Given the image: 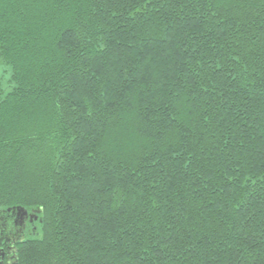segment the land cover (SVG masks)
Listing matches in <instances>:
<instances>
[{"label": "trees", "instance_id": "16d2710c", "mask_svg": "<svg viewBox=\"0 0 264 264\" xmlns=\"http://www.w3.org/2000/svg\"><path fill=\"white\" fill-rule=\"evenodd\" d=\"M17 207L16 264H264V0H0Z\"/></svg>", "mask_w": 264, "mask_h": 264}, {"label": "flooded vegetation", "instance_id": "af4514ba", "mask_svg": "<svg viewBox=\"0 0 264 264\" xmlns=\"http://www.w3.org/2000/svg\"><path fill=\"white\" fill-rule=\"evenodd\" d=\"M29 220V218L25 219ZM12 231L8 232L7 227L0 223V264H16L15 263V245L18 221L14 223ZM24 226V224H23Z\"/></svg>", "mask_w": 264, "mask_h": 264}, {"label": "water", "instance_id": "95a60500", "mask_svg": "<svg viewBox=\"0 0 264 264\" xmlns=\"http://www.w3.org/2000/svg\"><path fill=\"white\" fill-rule=\"evenodd\" d=\"M15 211H16L17 221L19 225L23 226L24 220L27 218H29L30 221L32 220L33 214L29 215L25 209L17 207ZM34 219H36V216L34 217Z\"/></svg>", "mask_w": 264, "mask_h": 264}]
</instances>
